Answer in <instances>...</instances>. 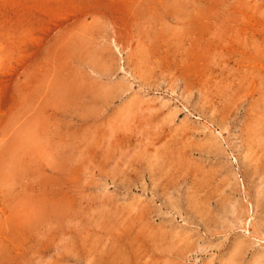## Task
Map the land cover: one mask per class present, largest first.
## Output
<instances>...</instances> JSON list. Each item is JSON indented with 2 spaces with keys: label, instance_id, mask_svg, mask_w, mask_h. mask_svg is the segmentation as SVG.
I'll list each match as a JSON object with an SVG mask.
<instances>
[{
  "label": "rangeland",
  "instance_id": "1",
  "mask_svg": "<svg viewBox=\"0 0 264 264\" xmlns=\"http://www.w3.org/2000/svg\"><path fill=\"white\" fill-rule=\"evenodd\" d=\"M0 264H264V0H0Z\"/></svg>",
  "mask_w": 264,
  "mask_h": 264
}]
</instances>
